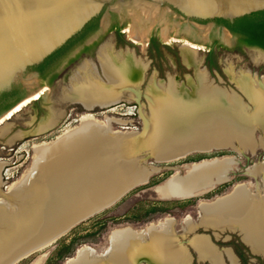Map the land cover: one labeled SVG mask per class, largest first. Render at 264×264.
<instances>
[{"label": "rangeland", "instance_id": "374dc122", "mask_svg": "<svg viewBox=\"0 0 264 264\" xmlns=\"http://www.w3.org/2000/svg\"><path fill=\"white\" fill-rule=\"evenodd\" d=\"M158 15L154 17L155 22L161 18L166 21L164 13L159 12ZM176 16V13L170 16L168 33L162 31L165 26L156 30L152 28L149 34L142 35L140 42H135L126 32V28L133 24V19L123 23L117 15L112 14L110 24L102 30L104 17L101 16L98 19V28L87 40L89 43L97 38L89 53L82 54L66 69L61 70L51 89L42 85L40 79V85L44 86L41 88L42 98L0 123V183L1 192L6 195L2 197L0 194V200L5 201V204L0 203L3 205L0 207L8 210L11 209L8 198L20 196L26 190V182L35 178L31 174L35 166L36 149L80 128L84 118L94 120L105 126L111 134L122 137L128 148L133 147L132 150H144L145 141L146 145L150 143L151 148L149 153L143 151L137 156L140 166L151 173L146 183L127 192L112 207L74 226L52 245L37 250L14 264H81L86 259L94 264H113L119 254L115 241L122 240L124 233L145 237L143 242L149 243L150 232L168 228L177 242L172 225L180 238L207 236L221 252L232 250L238 258V264H264V255L256 254L254 245L245 239L244 231L238 224L212 225L204 218L206 211H216L219 205H226L240 194L247 196L251 202L259 197L264 198V150L258 147L257 142L262 140V134L255 129L260 126L257 105L252 100L255 106L253 111L242 105L243 90L238 85V79L242 76L248 77L255 86L259 85V77L264 83V53L258 49L236 48L233 37L232 45H224L222 40L216 38L220 47L216 49L213 58L209 59V44L194 40L183 33H176L177 27L173 21ZM138 20L147 24L144 18ZM180 23L184 25L186 21L181 20ZM225 39L229 41V36L225 35ZM192 44H196L199 49L192 50ZM105 46H109L114 54L129 56L143 66V79L140 84H133L132 88L124 91L126 97L122 101L108 107L96 106L88 110L71 101L67 95L71 92L72 78L79 75L81 69L89 63L96 66L101 83H109L100 60V51ZM186 50L195 53L199 60L198 66H190L184 62L183 53ZM255 56L263 58L258 61ZM204 74L206 81L210 83L206 96H202L203 92L198 89L199 79ZM192 87L195 88L194 91ZM224 91L233 94V103L220 99ZM226 106H235L237 112L244 116L249 128L246 139L235 133L227 138L226 145H214L212 150L207 151L192 149L186 152V157L182 158L185 153H181L177 159L168 162L164 161V155L154 153V147L151 146L156 137L155 132L160 131L167 112L180 111L179 118L189 119L201 110H216ZM211 161H227L230 168L225 173L226 180L213 184L210 187L212 190L205 192L208 189L205 188L197 195L186 198L174 197L163 190L166 182L171 179L177 176L187 177L194 165L196 167L199 164L212 163ZM27 204L28 200L22 199L19 204L21 212L18 215L7 221L0 220V235L10 237L15 231L23 233L26 228L23 219L28 217ZM157 226H161V229L157 230ZM201 239L207 238H195L192 241L194 248ZM18 248L9 242L1 243L0 264L8 259V254L15 253ZM192 254L194 264H210L208 261L198 260L194 251ZM199 256L201 259L205 258L200 254ZM142 258L151 263L147 257L141 256L136 264H141ZM224 261L225 264H231L227 256H224Z\"/></svg>", "mask_w": 264, "mask_h": 264}, {"label": "bare ground", "instance_id": "6f19581e", "mask_svg": "<svg viewBox=\"0 0 264 264\" xmlns=\"http://www.w3.org/2000/svg\"><path fill=\"white\" fill-rule=\"evenodd\" d=\"M120 7L133 19V24L126 28V32L135 42L142 41V35L149 34L158 22L166 25L168 21L161 18L155 22L154 17L163 12L153 4L133 1ZM138 18L146 19L147 24L141 23ZM165 29L164 32L167 31V28ZM190 46L192 50L199 49L196 44ZM262 58L263 56H255L258 61ZM183 59L190 66L196 67L199 64L197 56L191 50L183 53ZM100 60L109 83L102 84L96 73V66L89 63L81 69L79 75L72 78L71 92L67 95L71 101L83 105L88 110L96 106L108 107L122 101L126 97L124 91L132 88L133 84H140L143 79V66L129 56L114 54L109 46L100 51ZM209 84L206 75H201L198 89L203 92L202 96H206V92L210 90ZM238 85L251 101L256 103L258 124L264 129V83L255 86L248 77L242 76L238 79ZM41 98L40 88L2 115L0 123H4ZM220 99L229 103L234 100L225 93L221 94ZM188 107L190 109L191 105ZM179 112L174 110L166 113L160 131L155 132L156 137L151 146L154 147L155 154L164 155L165 162L177 159L181 153H185L182 158L186 157V152L192 149L207 151L214 145H226L227 138L235 133L247 138L248 124L235 106L201 110L189 119L179 118ZM132 148L127 147L122 137L111 134L105 126L88 118H84L80 128L65 133L51 144L39 146L31 174L35 178L26 182V190L21 192L20 196L8 198L11 202L8 204L10 210L0 207V220L7 221L21 212L19 204L22 199L28 200V217L23 219L26 228L23 233L14 230L15 233L10 237L0 235L1 243L9 242L14 247H19L24 242L33 239L37 241L55 232L46 239V242L53 241L51 239L63 234L80 220L106 208L108 201H117L130 190L146 183L151 173L140 166L137 156L143 151L149 153L150 143L146 145L145 141L144 150ZM193 167L187 177L177 176L166 182L163 190L178 198L195 196L205 188H208L205 191L208 192L212 190L210 187L213 184L226 180L225 173L230 169L227 161L199 164L194 169ZM1 170L0 166V173ZM0 194L6 197L1 192V183ZM4 202L0 200V203ZM226 205H219L216 211H206V222L212 225L238 224L244 231L245 239L254 245V251L264 252V198L259 197L255 202H251L247 196L240 194L229 200ZM149 237L151 242L144 243L145 237L126 232L122 235V240L116 239L119 254L113 264H136V260L141 256L147 257L153 264H189L186 249L180 247L181 244L173 239L168 228L150 232ZM195 248L202 257L211 260L212 264H224L221 254L209 240H199ZM16 253L17 251L8 254V259L4 260L3 264L14 263L17 259ZM81 264L94 263L86 259Z\"/></svg>", "mask_w": 264, "mask_h": 264}, {"label": "water", "instance_id": "95a60500", "mask_svg": "<svg viewBox=\"0 0 264 264\" xmlns=\"http://www.w3.org/2000/svg\"><path fill=\"white\" fill-rule=\"evenodd\" d=\"M133 1L158 6L167 17V33L170 16L176 13L177 16L173 18L176 33H183L210 46L216 38L222 40L224 45L233 44V33L228 27L219 26L217 19L234 22L264 11V0H0V100L14 88H21L24 99L40 89V75L35 70L36 67L101 16L104 17L102 30L110 24L112 14L117 15L123 23L132 19L120 6ZM181 20L186 23L182 25ZM163 26L166 27L158 22L153 30ZM225 35L229 36V41L225 39ZM259 78V83L263 85L261 77ZM47 86L51 89V86ZM117 201H108L106 208L80 220L63 234L51 239L53 241L46 242V239L54 235V231L37 241L33 239L22 243L17 250L15 262L52 245L74 226L112 207Z\"/></svg>", "mask_w": 264, "mask_h": 264}, {"label": "trees", "instance_id": "16d2710c", "mask_svg": "<svg viewBox=\"0 0 264 264\" xmlns=\"http://www.w3.org/2000/svg\"><path fill=\"white\" fill-rule=\"evenodd\" d=\"M218 25L228 27L234 35L239 36L242 44L250 46H256L264 49V11L254 13L252 15L240 18L234 22L228 20L217 19ZM98 28V19L92 21L82 33L72 39L62 49L50 56L44 63L36 67L35 70L41 72L42 77L45 78L47 72L51 66H53L62 56H64L69 50L82 43L88 36L92 35ZM155 42V38L152 39V43ZM212 52L209 59L213 58ZM19 94V89L14 88L12 92L6 93L0 100V111L5 109L7 102L16 97Z\"/></svg>", "mask_w": 264, "mask_h": 264}, {"label": "flooded vegetation", "instance_id": "af4514ba", "mask_svg": "<svg viewBox=\"0 0 264 264\" xmlns=\"http://www.w3.org/2000/svg\"><path fill=\"white\" fill-rule=\"evenodd\" d=\"M115 29H117V26L115 27ZM91 36L92 35L88 36L82 43L78 44L77 46H75L74 48L69 50L53 66H51L49 68V70L46 71L47 75L45 76V78H43L41 72H39L40 79L42 80V85H49V86L53 87L55 81L57 80V78L61 74V70L66 69L71 63H73V61L77 60L82 54H88L89 51L95 46V43L97 41V38H96V39L90 40V42L87 43V40ZM233 38L235 39V45H236V48H238V49L244 47V48H249V49H258V50L264 52L263 48L256 47V46H250L247 44H242L240 42L239 36H237V35L233 34ZM219 45H220V43H219L218 39H213V44L210 46V54L212 52L215 53L216 49L220 47ZM76 49H77V51H75V53L72 54L73 51ZM210 54H209V56H210ZM42 87H44V86H41V88ZM18 89H19V94L7 102L8 106L5 109L0 111V115L7 112L11 108H13L14 106H16L19 102H21L24 99V95L21 92V88H18ZM78 105H80V104H78Z\"/></svg>", "mask_w": 264, "mask_h": 264}, {"label": "crops", "instance_id": "0c3cea01", "mask_svg": "<svg viewBox=\"0 0 264 264\" xmlns=\"http://www.w3.org/2000/svg\"><path fill=\"white\" fill-rule=\"evenodd\" d=\"M212 88H214V87H212ZM192 90L194 91L195 90V88H193L192 87ZM221 91H223V90H221ZM225 92V95L227 94V95H230V96H232L233 94L231 93V92H226V91H224ZM242 92V91H241ZM242 95H243V97H244V101H242V105H244V107L246 108V109H249L250 111H253L254 110V108H255V106H254V104L252 103V101L242 92ZM246 99V100H245ZM256 130H258L261 134H262V136H261V138H262V140L261 141H257L258 143H259V145H258V147H262L263 148V150H264V131H263V129L260 127V126H256V128H255ZM263 143L262 145L260 144V143ZM257 147V148H258ZM205 226V225H204ZM150 228H153V227H150ZM149 228V229H150ZM157 230H160L161 229V226L160 227H155ZM206 228V227H205ZM209 228H213V227H209ZM171 229H172V231H173V233L176 235V238H177V241H178V244L180 245V247H182V248H185L186 250H187V253H188V256H189V264H194V256H193V254H192V251H194L196 254H197V256H198V260H200V261H208L210 264H212V261L211 260H209L208 258H200V256H199V254H198V252L195 250V248L193 247V245H192V241L195 239V238H197V237H205V238H207L209 241H210V244L214 247V249L215 250H217L218 251V253H221V257H222V261H223V263L225 264V261H224V256H227V258H228V260L231 262V264H238L239 263V261H238V258H237V256L234 254V252L232 251V250H225L224 252H221L220 251V249H218L212 242H211V240H210V238L209 237H207V236H195V237H193L192 239H185V238H180V236L179 235H177L176 234V232L174 231V229H173V225H172V227H171ZM213 229H216V228H213ZM217 230H221V229H217ZM227 230H229V229H227ZM148 231V230H147ZM147 231H143V232H147ZM193 231V230H192ZM143 232H141V233H143ZM232 232H239V231H232ZM241 234V233H240ZM242 235V234H241ZM110 241H111V239H110ZM247 244V243H246ZM248 245V244H247ZM251 248V247H250ZM109 249V248H108ZM107 251V250H106ZM256 254H260V255H264V252H256ZM78 258V257H77ZM76 258V259H77ZM141 264H151V263H149L147 260H142L141 261Z\"/></svg>", "mask_w": 264, "mask_h": 264}]
</instances>
